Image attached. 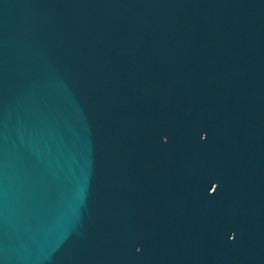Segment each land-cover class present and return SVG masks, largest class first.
<instances>
[{
    "label": "water",
    "instance_id": "water-1",
    "mask_svg": "<svg viewBox=\"0 0 264 264\" xmlns=\"http://www.w3.org/2000/svg\"><path fill=\"white\" fill-rule=\"evenodd\" d=\"M0 264H264V0H0Z\"/></svg>",
    "mask_w": 264,
    "mask_h": 264
}]
</instances>
